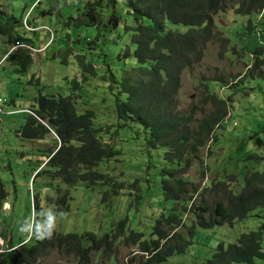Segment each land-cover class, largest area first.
Returning <instances> with one entry per match:
<instances>
[{
    "label": "rangeland",
    "instance_id": "374dc122",
    "mask_svg": "<svg viewBox=\"0 0 264 264\" xmlns=\"http://www.w3.org/2000/svg\"><path fill=\"white\" fill-rule=\"evenodd\" d=\"M94 1L0 0L5 14L12 15L17 23L22 21L25 27L19 31L33 39L32 45L35 47L25 45L32 52L33 64L26 74H18L15 67L5 61L14 48L8 42V37L0 34V179L9 193L8 203H4L2 209L5 215L0 217L2 235L10 236L7 211L11 206L15 210L19 205L23 206L21 221L30 218L27 181H34L37 185L45 183L46 180L38 173L45 169L47 151L53 147L49 139L27 141L21 137L18 132L25 123V112L40 94L56 98L69 96L75 80L82 83L79 91L75 92L78 105L82 111L92 107L91 110L99 114L96 120V126L102 131L99 137L104 142L114 144L121 153L116 159L101 163L98 170L118 184H123V189L116 195L111 187L91 190L79 183L70 189L61 182H55L54 185L69 191L70 210L58 204V196L52 190V205H48L44 197L38 202L40 215H46L47 209L57 214V232H93L100 237L110 232L116 223L128 218L131 229L144 233L145 239L150 240L155 238L153 232L157 220L162 214H169L176 204L167 200L161 190L160 172L167 166L164 161L167 149L161 146L149 149L145 130L140 125L122 128L119 136L114 135L118 118L116 109L108 100L112 98L108 90L110 74L103 66L106 58L102 54L107 55L113 74L119 79L123 78L125 71L136 68L134 47L124 28L125 25L135 27L136 24L126 16L117 29L107 30L103 27L101 32L73 20L85 15L87 6ZM235 7L233 5L214 15L217 39L208 45L199 64L184 71L177 101L180 114H194V126L215 112L217 107L212 97L228 101L227 120L215 132L214 142L208 143L200 155L206 172L205 179H200L202 165L197 162V166L188 171L187 178L196 186L206 189L207 181L216 184L234 177L239 187L232 190L235 195H240L248 173L264 174V12L261 15H244L237 13ZM250 23L254 29L257 27L258 32L250 31ZM169 27L181 32L188 30L184 25ZM106 31L116 43L101 46V50L97 38ZM128 46L131 54L126 57L124 52ZM257 49H263L258 56L254 54ZM76 53H84L85 61L92 62L96 74L81 73L74 60ZM90 53L94 55V61L90 60ZM68 57V63H63ZM257 60H260L258 65ZM242 75L245 77L235 86ZM33 78H39L40 84H30ZM15 187L17 190H14ZM108 191L110 193L105 196L104 193ZM35 204L37 200L33 198ZM186 208L189 215L184 216ZM176 209L185 224L178 233L185 235L194 216L190 206L180 204ZM61 212L63 216L59 215ZM31 218L34 219L33 212ZM263 227L264 209H260L250 214L244 222H235L233 228L223 226L208 231L198 230L187 252L170 258L165 264H204L213 257L220 244L225 247L235 245L241 235L264 231ZM3 242L2 236L0 252ZM86 243L90 245V242ZM138 250L137 246L127 243L123 236L115 242L112 253L93 251L89 264H141L144 256ZM262 250L264 252V235ZM79 261L75 256L54 252L37 264H80ZM255 264L264 262L257 261Z\"/></svg>",
    "mask_w": 264,
    "mask_h": 264
},
{
    "label": "trees",
    "instance_id": "16d2710c",
    "mask_svg": "<svg viewBox=\"0 0 264 264\" xmlns=\"http://www.w3.org/2000/svg\"><path fill=\"white\" fill-rule=\"evenodd\" d=\"M233 5H236L235 11L239 14L261 15L264 12V0H96L89 3L85 15L78 20L73 19L82 26L100 31L103 27L107 30L117 29L126 16L134 20L135 27L125 25L124 28L134 47L137 67L125 71L123 78L119 79L113 74L107 55L102 54L106 58L102 62L103 66L110 74L108 90L112 98L108 100L116 109L118 118L114 135L119 136L122 128L140 125L145 130L149 149H158L159 146L167 149L164 154L167 166L160 172L161 190L167 200L176 204L169 214H162L157 220L154 239L147 240L144 233L132 230L129 219L125 218L101 237L93 232L78 234L55 230L52 239L41 241L33 238L28 244L23 243L24 236L19 231L23 206L16 207L17 211L11 206L7 211L10 216V236L0 234L4 241L0 264H37L40 259L54 252L75 256L80 264H89L93 251L112 253L115 242L123 236L127 243L139 248L138 251L144 256L141 264H165L170 258L187 252L198 230L208 231L223 226L233 228L235 222H244L250 214L264 209L262 173H248L240 195H235L232 190L239 187L234 177L216 184L207 181L206 189L196 186L187 178L188 171L195 168L197 162L202 165L200 179H205L206 172L200 155L208 143L214 142L215 132L227 120L228 101L212 97L217 107L215 112L194 126L193 113L182 115L178 111L177 96L182 86V75L185 70L203 60L208 45L217 39L214 15ZM174 25H184L188 30L181 32L169 27ZM248 26L252 33L258 32L257 27L254 29L251 23ZM24 27L22 21L17 23L12 15L5 14L0 7V34L8 37L13 48L22 45L35 48L32 45L33 39L19 31ZM108 33L99 34L97 38L101 50V46L116 43ZM12 50L5 61L12 64L18 74H26L33 64L31 50L28 47H19L14 52ZM262 51L257 49L254 54L258 56ZM91 54L90 60L94 61V55ZM124 54L126 57L131 54L129 46ZM85 58L84 53L74 54L81 73L96 74L92 62H86ZM68 59L65 58L63 63L67 64ZM259 63L260 60H257L256 65ZM244 77H238L235 86ZM30 84L39 85L40 79L33 78ZM81 85V82L75 80L73 92L66 97L40 94L25 112V123L18 132L24 140L49 139L53 144L52 149L47 151L48 163L45 169L38 173L39 177L46 180L45 183L37 185L34 181H27V203L30 206L29 217L32 212L34 214L33 223L38 217L36 213L41 209L38 202L43 197L48 205L53 204L50 196L52 190L58 196V204L70 210L69 191L54 185L55 182H61L70 189L79 183L91 190L111 187L116 195L123 189V184H118L112 177L98 170L101 163L112 161L121 153L114 144L104 142L99 137L102 132L96 126L99 114L91 110L92 107L82 111L78 105L75 92L79 91ZM14 190H17L16 187ZM109 193L105 192L104 195ZM8 194L0 179L2 218L5 215L3 204L8 203ZM33 198L37 200L35 205ZM180 204L190 206L194 216L185 235L178 233L185 227L182 216L177 214L176 208ZM183 214L189 215L187 208ZM263 235L264 231L252 232L241 235L235 245L225 247L220 244L217 252L204 264L264 262ZM86 242H90V245Z\"/></svg>",
    "mask_w": 264,
    "mask_h": 264
},
{
    "label": "clouds",
    "instance_id": "9594fccd",
    "mask_svg": "<svg viewBox=\"0 0 264 264\" xmlns=\"http://www.w3.org/2000/svg\"><path fill=\"white\" fill-rule=\"evenodd\" d=\"M39 219L33 221V218L26 219L20 223L19 231L24 236L23 243L28 244L33 238L38 240L52 239L55 227L56 216L51 209H47V214L40 216V212L36 213ZM60 216L64 214L59 213Z\"/></svg>",
    "mask_w": 264,
    "mask_h": 264
},
{
    "label": "water",
    "instance_id": "95a60500",
    "mask_svg": "<svg viewBox=\"0 0 264 264\" xmlns=\"http://www.w3.org/2000/svg\"><path fill=\"white\" fill-rule=\"evenodd\" d=\"M19 47H26V46H19ZM19 47H15L13 50H12V52H14L15 50H17Z\"/></svg>",
    "mask_w": 264,
    "mask_h": 264
},
{
    "label": "bare ground",
    "instance_id": "6f19581e",
    "mask_svg": "<svg viewBox=\"0 0 264 264\" xmlns=\"http://www.w3.org/2000/svg\"><path fill=\"white\" fill-rule=\"evenodd\" d=\"M74 2H75V1H74ZM74 2H73V3H74ZM79 2H80V1H79ZM71 3H72V2H71ZM76 7H77V6H76Z\"/></svg>",
    "mask_w": 264,
    "mask_h": 264
}]
</instances>
